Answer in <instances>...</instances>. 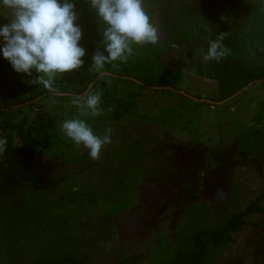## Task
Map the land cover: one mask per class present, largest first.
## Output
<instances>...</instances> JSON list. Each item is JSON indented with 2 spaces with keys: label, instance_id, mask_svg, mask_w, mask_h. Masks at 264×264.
Masks as SVG:
<instances>
[{
  "label": "rangeland",
  "instance_id": "rangeland-1",
  "mask_svg": "<svg viewBox=\"0 0 264 264\" xmlns=\"http://www.w3.org/2000/svg\"><path fill=\"white\" fill-rule=\"evenodd\" d=\"M205 1L0 0V105L45 94L0 119L52 138L31 165L58 180L0 193V264H166L240 216L199 264H264V83L218 104L212 69L264 67V0Z\"/></svg>",
  "mask_w": 264,
  "mask_h": 264
},
{
  "label": "trees",
  "instance_id": "trees-1",
  "mask_svg": "<svg viewBox=\"0 0 264 264\" xmlns=\"http://www.w3.org/2000/svg\"><path fill=\"white\" fill-rule=\"evenodd\" d=\"M86 1V0H85ZM130 35V34H129ZM229 35L226 32L223 36V44L229 46ZM231 46V45H230ZM213 80L217 86L218 94L213 98L215 103H223L242 92L245 88L257 82L264 83V67L246 68L243 62L234 60H217L212 65ZM100 74L93 73L84 76L70 90L74 97L84 94L89 87L97 82ZM119 80V79H118ZM117 80V81H118ZM121 80V81H120ZM120 82L130 83L127 79H120ZM140 81V79H138ZM159 84L143 82L142 87H157ZM45 94L42 92L35 94L31 98L22 99L8 104H1L0 110L11 109L31 104ZM50 95V94H49ZM47 95V96H49ZM109 96V95H108ZM111 100V99H109ZM118 111L128 113L132 111V105L126 100H117ZM116 110V114L119 112ZM17 140V141H16ZM53 150L55 143L50 136H36L33 129L27 127L25 121L15 124L10 121L0 119V193L5 194L9 189L20 185L28 184L37 190H52L58 185V180L44 182L34 171L31 161L37 149ZM258 201H264L261 196ZM253 210V208H249ZM244 225L243 219L238 217L231 220L226 227L219 230H202L196 234V245L191 251L180 252L175 255L172 261L166 264H199L206 256V246L204 238H208L215 244L225 242L230 232L236 231ZM139 259L137 255H131L120 259L116 264H133ZM90 261L87 256L76 257L62 255L60 258H52L49 264H88Z\"/></svg>",
  "mask_w": 264,
  "mask_h": 264
},
{
  "label": "crops",
  "instance_id": "crops-1",
  "mask_svg": "<svg viewBox=\"0 0 264 264\" xmlns=\"http://www.w3.org/2000/svg\"><path fill=\"white\" fill-rule=\"evenodd\" d=\"M200 1V3L201 4H203V0H199ZM221 5H222V3H221ZM221 5H219V7L221 6ZM204 6H205V9H206V11L207 12H216V10H217V8H218V6H217V3L215 2V1H212L211 2V7H208V5H207V0L204 2ZM200 8L202 9V7L200 6ZM203 10V9H202ZM210 14L211 13H208L207 14V18H210L211 16H210ZM213 14V13H212Z\"/></svg>",
  "mask_w": 264,
  "mask_h": 264
}]
</instances>
